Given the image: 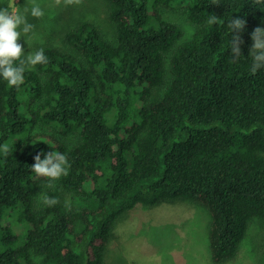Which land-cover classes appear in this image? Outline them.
I'll use <instances>...</instances> for the list:
<instances>
[{
	"label": "trees",
	"instance_id": "obj_1",
	"mask_svg": "<svg viewBox=\"0 0 264 264\" xmlns=\"http://www.w3.org/2000/svg\"><path fill=\"white\" fill-rule=\"evenodd\" d=\"M180 1L109 0L115 42L84 21L36 47L48 63L18 89L0 78V264H107L123 217L179 199L208 211L215 264L238 256L254 220L264 237V68L250 72L264 0H185V41L164 15ZM237 17L247 23L232 62ZM49 151L71 163L54 190L31 170ZM42 191L58 203L38 204Z\"/></svg>",
	"mask_w": 264,
	"mask_h": 264
},
{
	"label": "rangeland",
	"instance_id": "obj_2",
	"mask_svg": "<svg viewBox=\"0 0 264 264\" xmlns=\"http://www.w3.org/2000/svg\"><path fill=\"white\" fill-rule=\"evenodd\" d=\"M10 0H0V8ZM45 15L37 19L27 14L29 23L35 25L30 34L19 43L25 53L45 44L61 45L64 32L84 21L95 22L104 38L115 42L116 26L109 19V0H81L79 4L66 5L63 0H36ZM14 6L23 12L31 7V0H15ZM186 3L181 0L174 9L164 10L166 18L182 25L183 41L192 36L193 27L185 15ZM54 130L49 131L52 133ZM60 135V134H59ZM78 209L95 205L87 197H67ZM208 211L188 200L160 203L154 207L138 206L123 217L116 226L115 238L109 247L107 264H215L211 259ZM17 230H22L15 224ZM227 264H264V237L260 222L254 220L241 245L238 256Z\"/></svg>",
	"mask_w": 264,
	"mask_h": 264
},
{
	"label": "clouds",
	"instance_id": "obj_3",
	"mask_svg": "<svg viewBox=\"0 0 264 264\" xmlns=\"http://www.w3.org/2000/svg\"><path fill=\"white\" fill-rule=\"evenodd\" d=\"M63 2L66 5H71L79 4L81 0H63ZM57 3H60V0H57ZM14 4L15 0H10L7 7L0 8V78H3L9 86L18 89L24 83L25 73L34 70L37 65L47 64L48 57L45 55L43 48L32 50L26 54L24 46L19 43L21 38H26L28 43L30 34L35 29V25L28 22L27 14L30 13L32 17L37 19L43 18L45 15L43 8L36 0H31V7H25L23 12H20ZM219 20L220 17L212 14L207 23L216 25ZM246 23L245 19L239 17L232 18L228 23V28L231 30L230 50L232 62L238 61L243 55L241 50L243 41L239 33L244 31ZM251 39L253 43L250 48V57L253 62L250 72L255 74L258 70L264 68V28H255L251 33ZM9 151V144L0 145V153H3L4 156H7ZM42 156L44 158H41ZM34 161L31 170L37 176L47 178L46 189L54 190L55 181L62 176L69 175L71 163L65 153L59 151L41 152L34 156ZM37 203L52 207L58 203V200L49 196L46 191H42L39 194Z\"/></svg>",
	"mask_w": 264,
	"mask_h": 264
}]
</instances>
